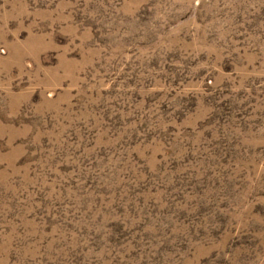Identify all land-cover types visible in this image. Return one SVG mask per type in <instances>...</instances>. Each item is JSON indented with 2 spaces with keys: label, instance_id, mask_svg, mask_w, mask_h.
Returning <instances> with one entry per match:
<instances>
[{
  "label": "rangeland",
  "instance_id": "1",
  "mask_svg": "<svg viewBox=\"0 0 264 264\" xmlns=\"http://www.w3.org/2000/svg\"><path fill=\"white\" fill-rule=\"evenodd\" d=\"M0 264H264V0H0Z\"/></svg>",
  "mask_w": 264,
  "mask_h": 264
}]
</instances>
